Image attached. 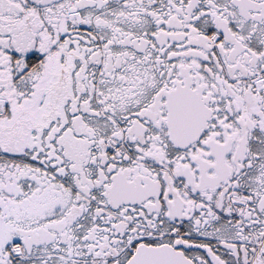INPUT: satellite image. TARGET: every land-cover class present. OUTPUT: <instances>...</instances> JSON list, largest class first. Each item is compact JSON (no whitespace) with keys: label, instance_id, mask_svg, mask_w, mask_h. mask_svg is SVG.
<instances>
[{"label":"snow or ice","instance_id":"snow-or-ice-1","mask_svg":"<svg viewBox=\"0 0 264 264\" xmlns=\"http://www.w3.org/2000/svg\"><path fill=\"white\" fill-rule=\"evenodd\" d=\"M0 264H264V0H0Z\"/></svg>","mask_w":264,"mask_h":264}]
</instances>
